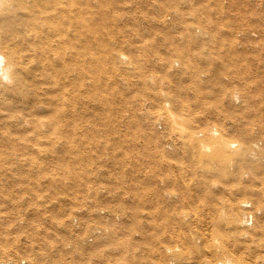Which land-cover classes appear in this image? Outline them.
I'll list each match as a JSON object with an SVG mask.
<instances>
[{
  "label": "bare ground",
  "instance_id": "bare-ground-1",
  "mask_svg": "<svg viewBox=\"0 0 264 264\" xmlns=\"http://www.w3.org/2000/svg\"><path fill=\"white\" fill-rule=\"evenodd\" d=\"M195 1L154 2L161 11L174 15L172 22L177 28L188 33L200 32L194 39L182 36L181 41L172 35L164 37L167 38L166 45L173 51L175 44L186 46L215 40L212 32L216 28L215 22L206 13L200 14H210L211 10L208 5L201 6ZM216 6L221 9L220 4ZM185 7L187 11L195 12L185 18ZM143 9L139 0H0V169L16 159V163L11 162L0 171L3 179L15 184L13 190L0 186L6 196L4 201L14 198V192L32 193L36 198L45 188L53 192L67 188L61 179L62 172L44 170L54 161L57 168H63L67 154L72 160L76 158L82 147L75 145L71 137L89 135L88 130L81 129L83 121L89 120L94 125L113 122L116 127L121 123L137 122L147 128L144 137L148 149L143 151V167L137 171L145 186L135 189L139 199L138 205L133 206L135 216L142 218V235L146 242L173 243L171 247L160 249L146 245V261L166 255L165 264H186L184 251L191 247L197 252L196 264H264V147L256 143L249 148L244 142L227 139L217 130L208 113H197L199 100L205 103L212 96L202 91L199 84L210 75L202 78L192 69L185 61L191 57L190 53H176V56L181 59L178 69L187 70V78L193 82L191 93L173 83H160L162 88L157 89V81H147L144 77L129 81L136 88H129L124 95L113 93V90L106 94L97 92L96 96L91 95V101H85L79 90L84 85V73H94L91 84H85L86 88L100 90L104 87L107 90L108 84L118 79L105 72L131 68L129 65H106V59L125 61L120 50L106 52L104 42L115 43L124 49L120 44L131 41V36L129 39L124 32L128 28L143 38L141 23L145 22V16H137V12L144 14ZM153 25L167 27L164 14ZM241 34L247 36L250 31ZM217 42L218 45L224 43L223 40ZM211 48L203 52L210 55ZM130 63L136 64L133 68L136 74L144 76L142 67L145 65L141 66V59L130 57ZM136 89L151 93V101L146 107L143 97L131 95ZM242 91L245 93H235L236 98L243 100L241 108L257 109L251 105L254 99H249L252 89L242 86ZM162 102L165 103L164 112H155ZM90 103L97 105L90 107ZM138 105L140 111H137ZM82 107L88 111L81 113ZM200 109L205 110V107ZM215 109L212 105L210 112ZM105 111H112L114 116L101 115ZM157 122L164 127L160 132L155 128ZM97 131L92 129L91 134ZM259 140L258 143L264 145V137ZM114 141L119 143L121 140ZM20 155L29 157L25 174L24 160ZM246 167L251 173L245 174ZM175 170L179 172L175 173ZM18 172L20 176L16 174ZM208 174L211 177L224 176L214 191L226 198L219 204L210 201L204 208H199L195 203L199 190L194 186L205 182ZM19 184L24 186L17 188ZM44 201L33 200L24 211L14 206L11 218L0 220V239H12L11 244L15 245L14 248L6 244L0 246V264H19L17 251L20 249L29 263L41 260L44 264H55L46 250V245L53 243L52 237L35 246L28 242L23 247L13 240L22 232L28 234V240L37 238L40 233L38 224L32 222L44 216L41 208ZM12 202L20 204L17 200ZM64 203L51 216L58 224L56 228H61L62 215L72 209L69 202ZM98 205L87 206L82 209V214L86 212L88 217L102 224L105 211ZM9 207V203L0 205L1 209ZM16 218L25 221V225L10 229L9 225ZM31 223L33 231L28 229ZM101 224L95 228H103L108 235L120 229L116 225L101 227ZM124 250L122 246L120 251Z\"/></svg>",
  "mask_w": 264,
  "mask_h": 264
},
{
  "label": "rangeland",
  "instance_id": "rangeland-1",
  "mask_svg": "<svg viewBox=\"0 0 264 264\" xmlns=\"http://www.w3.org/2000/svg\"><path fill=\"white\" fill-rule=\"evenodd\" d=\"M139 1L143 4L144 14L140 13L141 15H139V12H137V16H145V22L141 23L144 37H138V35H135V30L128 28L124 32L129 39L131 36V41L119 42L121 46H124V49L118 48L115 43L106 44L104 42L106 52L120 50L124 53L122 60L125 61L118 62L116 58L106 59L104 60L106 65L112 67L118 64L122 66L129 65L131 68L105 72V74L113 75L118 79L116 82L108 84L110 87L107 90L104 87L100 90L86 88L85 84H91L94 73H84V85L79 90L85 101H91V95L96 96L97 92L106 94V92L113 90V93L124 95L129 88H136L131 86L129 81L137 80L140 77H144L147 81H157V89L162 88L160 83H173L179 84L181 89L191 93L193 82L187 78V70L178 69L181 65V59L176 56V53L188 52L191 57L185 61L192 66V69L202 78L210 75L209 79L200 80L199 84L202 91H207L212 96L205 103L199 100L197 113L199 115L208 113V116L210 115L209 119L215 124L217 130L227 139H234V142H237V140L244 142L249 145V148H252L256 143L260 147H264V145L258 143L260 137H264V0L195 1L201 6L208 5V9L211 10V15L207 12H200V14L206 13L215 22L216 28L212 31L215 34V40H209L204 44L196 43L186 46L175 44L174 51L166 45L167 38L164 37L172 35L181 41L182 36L194 39L200 32L188 33L186 30L177 28L172 22L174 15L157 8L154 4L155 0L151 3V0ZM217 3L221 5V9L216 6ZM185 11H187L186 7ZM193 12L195 11L185 12V18ZM162 14H164L168 26L165 28L154 26L153 24L158 23ZM141 17L139 20H141ZM244 31H250V34L242 36L241 32ZM137 38L139 39L136 40ZM109 40L111 39L109 38ZM218 40H223L224 43L218 45ZM135 48L137 49L133 50ZM209 48H211L210 55L203 52ZM230 50L234 52L227 53ZM133 56L143 61L141 66H144V60L146 61L147 64L142 67L145 72L144 76H139L136 74V70H133L136 66V64L132 65L130 63V57L133 59ZM150 64H154V66L150 67ZM242 86H249L252 89L249 99H254L251 105L257 109L248 106L241 108L243 100L236 98L235 93L238 91L245 93L242 91ZM133 92L134 94L131 95L134 98L143 97L145 107L151 101V93L141 92L140 89ZM144 97L146 98L144 99ZM246 97L244 100L247 104ZM163 104L165 103L162 102L161 106L154 111L164 112L165 107ZM89 105L95 107L97 104L90 103ZM212 105L216 109L210 112ZM191 106H194V103ZM202 106L205 107V110L200 109ZM141 107H144V104ZM137 109V111L141 110L140 105L137 106ZM87 111V108L82 107L81 113ZM101 113V115L114 116L112 111ZM231 123H233V126H231ZM115 125H113V122L107 125H94L89 120L83 121L81 129L88 130L89 135L78 134L71 137L75 145L82 147L76 158L72 160L70 154H67L65 159L67 161L64 163L63 168H57L55 166L56 161L53 164L48 163V167L44 171L62 172L61 179L67 187L66 189L53 192L45 188L40 190V194L36 198L33 197L34 194L32 193L14 192L15 197L12 199L7 198V201H4L5 193L0 190V205L4 203L10 205L7 209L0 208V215H2L0 220L11 218V215L15 212L14 206H18L21 211H24L31 201L36 199L46 200L41 204L44 216L32 222L38 224L39 235L36 239L28 240V234L22 232L16 239H13L17 241L16 245L23 247L24 244L31 242L35 246L40 241H49L48 238L52 237L53 243L49 242L46 245V250L52 256L55 264L61 262L62 264H165L167 262L166 255L165 257L160 256L158 259L150 258L153 261H146L148 259L144 257L146 245L160 249L164 246L171 247L173 243L157 240H154L153 243L146 242L145 237L142 235V218L135 216V207H133L138 205L139 201L135 189L145 186V182H143L144 180L138 172L143 167L142 153L148 149L144 137L147 128L137 122L121 123L117 127ZM155 128L159 132L164 129L163 124L160 122L156 123ZM92 129H98L99 131L91 134ZM114 139L121 141L117 143ZM19 157L24 160L25 174L26 171L28 172L29 157L27 155H20ZM11 162L16 163V159L5 164V167L10 165ZM5 167L2 166L0 171L4 170ZM244 170H247L245 174L251 173L249 167L244 168ZM178 172V170H175V173ZM16 174L20 176L19 172ZM0 176V186L3 189H11L10 187H12L13 190L15 184L11 180L6 181V179H3L4 175ZM74 176L76 177L75 180ZM223 178L224 176L211 177L208 174L205 182H199L197 186H194L199 190L195 196V203L199 208H204L210 201L219 204L225 200L226 197L223 194L214 191ZM16 181L17 179H14V182ZM153 185L156 184L153 183ZM23 186V184H19L17 188ZM14 200H17L20 204L15 205L12 202ZM64 202H69L72 209L70 212L68 211L69 213L66 212L62 215L64 219L61 228H56L55 226L58 224L51 219V216L65 205ZM92 204H100L98 206L103 207L105 212L103 213L102 224L88 217L86 212L82 214V209H86L87 206ZM113 210L116 211L115 216H113ZM76 211H79V213L74 214ZM136 213L138 214V210H136ZM24 215L31 216V214ZM32 223L28 226V229L33 231L30 228L33 225ZM99 224H101V227L116 225V227L120 226V229L112 235H108L103 228H95ZM17 225L24 226L25 221L16 218L14 223L9 225V228L13 229ZM46 231H48V234H46ZM11 242L12 239L7 241L0 239V246L6 244L14 248L15 245L13 246ZM200 245L202 246L203 243H200ZM122 246L125 249L124 251H120ZM20 250L17 251L19 264H21V261H25L24 264H44L41 260L29 263L28 258L23 255L22 249ZM184 254L187 256L184 263L196 264L195 255L197 252L195 250L188 247L185 249ZM200 255L203 256V253H200ZM170 261L172 260L170 259Z\"/></svg>",
  "mask_w": 264,
  "mask_h": 264
},
{
  "label": "clouds",
  "instance_id": "clouds-1",
  "mask_svg": "<svg viewBox=\"0 0 264 264\" xmlns=\"http://www.w3.org/2000/svg\"><path fill=\"white\" fill-rule=\"evenodd\" d=\"M5 79H7V78L5 77Z\"/></svg>",
  "mask_w": 264,
  "mask_h": 264
}]
</instances>
